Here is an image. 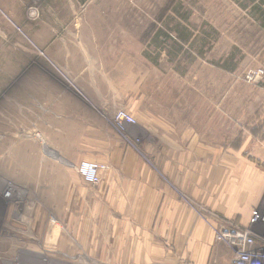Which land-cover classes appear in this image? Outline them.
<instances>
[{"label": "rangeland", "instance_id": "rangeland-1", "mask_svg": "<svg viewBox=\"0 0 264 264\" xmlns=\"http://www.w3.org/2000/svg\"><path fill=\"white\" fill-rule=\"evenodd\" d=\"M251 70L264 71V0H0V264L65 261L39 248V169L93 162L102 178L112 162L63 153L105 141L157 168L189 136L225 153L263 140L264 77L249 83ZM46 84L74 93L97 130L80 129L74 107H25Z\"/></svg>", "mask_w": 264, "mask_h": 264}, {"label": "crops", "instance_id": "crops-1", "mask_svg": "<svg viewBox=\"0 0 264 264\" xmlns=\"http://www.w3.org/2000/svg\"><path fill=\"white\" fill-rule=\"evenodd\" d=\"M58 87L31 92L25 107L51 105L59 109L54 114L74 107L83 114L79 128L92 130L93 111ZM33 137L41 140L40 133ZM255 140L249 136L239 151L225 153L189 136L162 148L153 157L157 168L105 141L63 153L68 161L108 155L112 164L96 186L73 170L39 169L40 250L74 264H234L235 249L217 240V231L230 222L249 226L262 204L264 139ZM48 210L55 211L50 232Z\"/></svg>", "mask_w": 264, "mask_h": 264}, {"label": "built area", "instance_id": "built-area-1", "mask_svg": "<svg viewBox=\"0 0 264 264\" xmlns=\"http://www.w3.org/2000/svg\"><path fill=\"white\" fill-rule=\"evenodd\" d=\"M262 77H264L262 70H251L245 75V79L249 83L258 82ZM116 120L122 123L133 122L124 112L118 113ZM106 169L108 167L104 165L82 162L78 166V173L84 183L96 186L100 184L101 173ZM231 226L230 230H222L223 233H217V240L225 241L235 249L234 264H264V199L260 208L252 216L249 226L242 228L244 226L237 223L231 224ZM257 242L260 245H257Z\"/></svg>", "mask_w": 264, "mask_h": 264}, {"label": "trees", "instance_id": "trees-1", "mask_svg": "<svg viewBox=\"0 0 264 264\" xmlns=\"http://www.w3.org/2000/svg\"><path fill=\"white\" fill-rule=\"evenodd\" d=\"M259 9V8H258ZM260 10V9H259Z\"/></svg>", "mask_w": 264, "mask_h": 264}]
</instances>
